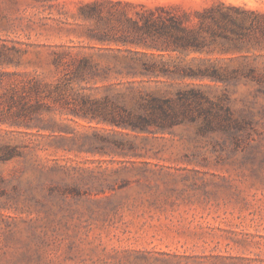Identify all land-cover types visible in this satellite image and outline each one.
Masks as SVG:
<instances>
[{"label": "rangeland", "instance_id": "obj_1", "mask_svg": "<svg viewBox=\"0 0 264 264\" xmlns=\"http://www.w3.org/2000/svg\"><path fill=\"white\" fill-rule=\"evenodd\" d=\"M88 1L0 0V44L22 52L20 66L5 70L51 79L53 52L94 54L82 49L79 7ZM122 1L191 14L218 1L264 10V0ZM181 84L202 86L212 100L226 96L249 119L237 143L190 125L136 133L57 111L60 132L0 126V146L14 148L0 159V264H264V96L245 83ZM117 89L136 97L175 88ZM70 133L82 136V150H67L60 138ZM95 136L121 142L126 154L88 150L99 145Z\"/></svg>", "mask_w": 264, "mask_h": 264}, {"label": "trees", "instance_id": "obj_2", "mask_svg": "<svg viewBox=\"0 0 264 264\" xmlns=\"http://www.w3.org/2000/svg\"><path fill=\"white\" fill-rule=\"evenodd\" d=\"M178 9L122 0L81 2L79 18L87 40L82 49L94 54L75 47L53 52L51 79L5 70L20 66L22 52L1 42L0 126L60 132L66 126L56 122L57 111L61 117L136 133H171L190 125L197 135L220 132L237 143L238 132L249 119L236 116L226 96L212 100L202 86L181 83L187 79L223 86L245 83L264 96V10L222 1L192 14ZM192 55L197 56L184 62L183 57ZM102 58L111 61L103 63ZM151 82H168L175 89L160 94L143 91L136 97L117 89ZM70 134L60 138L68 142L67 150H82V136ZM97 140L99 145L90 143L88 150L126 154L121 142ZM13 154L14 148L0 146L1 160Z\"/></svg>", "mask_w": 264, "mask_h": 264}]
</instances>
